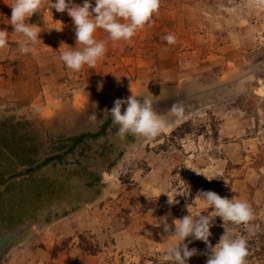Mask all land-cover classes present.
Masks as SVG:
<instances>
[{"label": "rangeland", "instance_id": "374dc122", "mask_svg": "<svg viewBox=\"0 0 264 264\" xmlns=\"http://www.w3.org/2000/svg\"><path fill=\"white\" fill-rule=\"evenodd\" d=\"M153 20L129 41L100 30L113 82L122 76L130 87L138 80L135 94L150 97L169 121L159 136L121 139L103 110L95 123L88 118L69 129L83 136L67 150L73 139L58 129L50 132L58 143L48 142L34 121L0 113V264H171L165 251L175 238L153 224L169 213V224L187 215L201 190L251 205L254 235L217 216L209 241L215 246L225 228L244 235L247 264H264V241L257 239L264 232V7L253 0H161ZM168 34L174 44L163 39ZM177 102L185 107L182 120L170 114ZM58 155L61 165L30 171V162ZM189 188L190 196L177 195L172 206L161 194ZM206 207L198 200L190 209L199 215ZM188 241L190 249L207 250L203 241ZM206 260L198 254L187 264Z\"/></svg>", "mask_w": 264, "mask_h": 264}, {"label": "clouds", "instance_id": "9594fccd", "mask_svg": "<svg viewBox=\"0 0 264 264\" xmlns=\"http://www.w3.org/2000/svg\"><path fill=\"white\" fill-rule=\"evenodd\" d=\"M257 7H264V0H253ZM11 8L10 23L14 33L22 34L24 39L19 48L22 54H29L35 51V45L41 40L40 32L29 23L31 17L41 10L43 0H13L9 5ZM161 0H95V6L91 0H83V4L73 3L72 0H55L50 4L51 9L59 13L67 12L75 26L76 45L73 49L69 47L60 55L64 65L73 70L80 71L85 65L94 68L107 52V41L97 40L95 33L97 29L107 32L112 41H129L142 29L145 24L154 22L153 16L159 11ZM62 28L56 29L62 31ZM51 30V29H49ZM8 31L0 29V49L7 46ZM163 39L169 44L176 42V37L168 34ZM62 46V44H61ZM119 80V78H117ZM131 90V88H130ZM132 92V90H131ZM138 97L142 99H138ZM126 109L122 113V106ZM111 117V122L118 126V135L124 139L127 135L137 138L152 139L162 134L168 127L169 121L161 117L153 108V100L147 96L132 95L126 99H116L114 106L104 110L105 114ZM170 114L176 120H182L185 116V107L182 102L174 103L170 108ZM90 120L95 123L97 114L93 113ZM195 171V170H193ZM196 172V171H195ZM199 174L198 172H196ZM212 180L213 178H207ZM170 206L179 203L177 195L190 196V188L184 193L169 195ZM198 200L207 207L199 215H193L190 206ZM191 205H186L188 214L182 218L174 219L168 223L170 213L160 217L161 223L153 224L155 227L163 226L164 237L172 236L176 243L170 244L165 255L171 264H187L188 260L198 254L207 256L206 264H247L248 240L244 235H237L225 228L224 234L219 242L213 246L209 241L212 235L210 229L214 226L217 216L221 217L224 224L230 222L235 225H244L249 235H254L251 222L255 219L253 209L247 201L222 198L214 191H199ZM212 209L210 215L202 213ZM150 210L149 212H153ZM223 224V226H224ZM148 236L151 232L147 233ZM192 237L195 240L203 241L207 246L204 253L196 248H189L186 238Z\"/></svg>", "mask_w": 264, "mask_h": 264}, {"label": "crops", "instance_id": "0c3cea01", "mask_svg": "<svg viewBox=\"0 0 264 264\" xmlns=\"http://www.w3.org/2000/svg\"><path fill=\"white\" fill-rule=\"evenodd\" d=\"M12 2L0 0V29L9 32L7 46L0 49V113L10 111L19 115L18 118L34 121L38 130L51 140L50 132L55 129L60 131L58 134L61 136L75 138L69 129L78 127L93 113L110 110L116 99H126L132 92L137 94L138 80L133 78L130 87L122 76L123 82L117 79L113 82L115 76L112 75L116 70L112 64L104 65L108 62L105 55L94 68L85 65L78 72L64 65L60 60L61 53L69 47L75 49L80 45H76L75 26L71 17L66 12L59 13L51 9L52 0H43V7L34 23L31 21L34 15L31 17L29 23L41 31V40L34 46V52L22 54L19 45L24 39L23 35L14 33L11 24L5 23H10L12 10L9 5ZM62 27V31L56 30ZM102 35V30L97 29L96 39L102 40ZM126 107L122 106V112ZM105 117H109L107 113ZM38 137L35 134V139ZM93 258L96 260L99 257Z\"/></svg>", "mask_w": 264, "mask_h": 264}, {"label": "trees", "instance_id": "16d2710c", "mask_svg": "<svg viewBox=\"0 0 264 264\" xmlns=\"http://www.w3.org/2000/svg\"><path fill=\"white\" fill-rule=\"evenodd\" d=\"M37 15H38V12L34 15V17H32V19H31V21L34 23V21L37 19ZM108 124H111L110 122L109 123H107L106 125H108ZM104 127H105V129L107 128V126H105L104 125ZM101 133H103V130H101ZM106 133V132H105ZM89 135V137H94V138H99L100 137V135L101 134H88ZM83 136V135H82ZM82 136H79V137H75V138H77V140L79 141L80 140V138H82ZM75 138H72L73 140V142H71V146H70V148L69 147H67L66 146V148H67V150L68 149H71V148H74V147H76L77 145H79L81 142H78V141H76V140H74ZM48 141L49 142H54V141H51V139L48 137ZM74 141H75V144H74V146H72L73 145V143H74ZM62 144H65V143H62ZM61 145V143L59 144V146ZM64 150V148L62 149V151ZM66 150V151H67ZM66 153V152H65ZM61 157H62V155H58V157L56 158V159H61ZM50 159H53V158H50ZM50 159H43V161L41 162L40 160L37 162V161H35L34 160V163H32V162H30V164H31V167H33L34 166V172H38L39 171V169L40 168H43V167H45L46 165H51L52 164V160H50ZM23 173H24V171H23ZM2 180V177H0V181ZM4 184H6V185H8V181H5L4 182ZM67 213V212H66ZM257 239H262L263 241H264V232H263V234H261V235H259L258 237H257Z\"/></svg>", "mask_w": 264, "mask_h": 264}, {"label": "flooded vegetation", "instance_id": "af4514ba", "mask_svg": "<svg viewBox=\"0 0 264 264\" xmlns=\"http://www.w3.org/2000/svg\"><path fill=\"white\" fill-rule=\"evenodd\" d=\"M110 125H112V124H110ZM110 125H109V126H110ZM107 128H108V127H107ZM56 157H58V156H55V158L53 157V159H51V160H52V165H53V166L61 165L62 157H61V159H59V160L56 159ZM64 157H65V156H64ZM49 159H50V158H49ZM46 160H47V159H46ZM53 163H54V164H53ZM47 166H49V165H46L45 167H47ZM31 169H32V170H31ZM31 169H30V170L34 172V168H31ZM42 169H44V167H43V168H40L39 171L42 170ZM39 171H38L37 173H39ZM36 178H37V176H36ZM38 179H42V180H44V178H40V177H38ZM64 181H65V180H64ZM100 181H101V180H100ZM50 194H52V195L55 196V195H57L58 193H53V192L51 191Z\"/></svg>", "mask_w": 264, "mask_h": 264}, {"label": "water", "instance_id": "95a60500", "mask_svg": "<svg viewBox=\"0 0 264 264\" xmlns=\"http://www.w3.org/2000/svg\"><path fill=\"white\" fill-rule=\"evenodd\" d=\"M29 170H26V171H24L25 173H27ZM31 171V170H30Z\"/></svg>", "mask_w": 264, "mask_h": 264}]
</instances>
